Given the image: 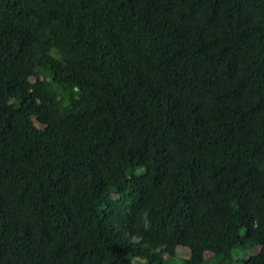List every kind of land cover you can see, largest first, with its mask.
Here are the masks:
<instances>
[{"label": "trees", "instance_id": "1", "mask_svg": "<svg viewBox=\"0 0 264 264\" xmlns=\"http://www.w3.org/2000/svg\"><path fill=\"white\" fill-rule=\"evenodd\" d=\"M178 247L264 264V0H0V264Z\"/></svg>", "mask_w": 264, "mask_h": 264}, {"label": "rangeland", "instance_id": "2", "mask_svg": "<svg viewBox=\"0 0 264 264\" xmlns=\"http://www.w3.org/2000/svg\"><path fill=\"white\" fill-rule=\"evenodd\" d=\"M39 124V123H38ZM190 256V250L187 247H178L177 255L175 259L172 260L171 264H182V261ZM211 256V253L207 252L205 258Z\"/></svg>", "mask_w": 264, "mask_h": 264}, {"label": "clouds", "instance_id": "3", "mask_svg": "<svg viewBox=\"0 0 264 264\" xmlns=\"http://www.w3.org/2000/svg\"><path fill=\"white\" fill-rule=\"evenodd\" d=\"M206 253H207V252H206ZM206 253H205V254H206Z\"/></svg>", "mask_w": 264, "mask_h": 264}]
</instances>
